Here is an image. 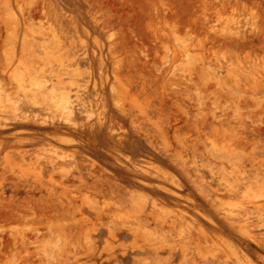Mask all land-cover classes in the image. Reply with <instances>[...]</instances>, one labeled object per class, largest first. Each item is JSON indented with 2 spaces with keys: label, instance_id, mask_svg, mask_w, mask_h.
<instances>
[{
  "label": "rangeland",
  "instance_id": "374dc122",
  "mask_svg": "<svg viewBox=\"0 0 264 264\" xmlns=\"http://www.w3.org/2000/svg\"><path fill=\"white\" fill-rule=\"evenodd\" d=\"M0 264H264V0H0Z\"/></svg>",
  "mask_w": 264,
  "mask_h": 264
},
{
  "label": "bare ground",
  "instance_id": "6f19581e",
  "mask_svg": "<svg viewBox=\"0 0 264 264\" xmlns=\"http://www.w3.org/2000/svg\"><path fill=\"white\" fill-rule=\"evenodd\" d=\"M64 102H65V101H64ZM66 104H67V102H66ZM61 105H62V104H61ZM68 106H69V105H68ZM65 108H68V107L66 106ZM69 108H70V107H69ZM67 112H68V109H67ZM67 112H66V115L68 114ZM61 115H62V114H61ZM66 115H65V116H66ZM68 115H69V114H68ZM68 115H67V117H68ZM62 116H63V115H62ZM63 118H64V117H63ZM68 119H69V118H68ZM66 120H67V119H66ZM79 178H80V177H79ZM81 180H82V179H81ZM82 182H83V181H82ZM80 184H81V183H80ZM64 185L67 186L65 183H64ZM81 185H83V184H81ZM142 210H143V209H142ZM97 212H99V211H97ZM97 212H96V213H97ZM142 212H143V211H142ZM68 213H69V212H68ZM71 213H72V212H71ZM97 214H99V213H97ZM99 217H100V216H99ZM91 248H92V247H91Z\"/></svg>",
  "mask_w": 264,
  "mask_h": 264
}]
</instances>
